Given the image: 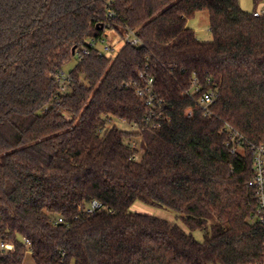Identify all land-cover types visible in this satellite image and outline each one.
I'll list each match as a JSON object with an SVG mask.
<instances>
[{
    "label": "trees",
    "instance_id": "16d2710c",
    "mask_svg": "<svg viewBox=\"0 0 264 264\" xmlns=\"http://www.w3.org/2000/svg\"><path fill=\"white\" fill-rule=\"evenodd\" d=\"M205 10L212 40L188 25ZM256 10L240 0H0V264H23L28 250L36 264H264L249 184V146L264 142ZM127 28L140 45L75 57L87 39ZM150 76L163 100L155 114L138 95ZM207 90L217 93L208 113ZM93 199L102 207L85 212ZM137 200L175 210L190 231L132 210Z\"/></svg>",
    "mask_w": 264,
    "mask_h": 264
},
{
    "label": "built area",
    "instance_id": "2783aa9c",
    "mask_svg": "<svg viewBox=\"0 0 264 264\" xmlns=\"http://www.w3.org/2000/svg\"><path fill=\"white\" fill-rule=\"evenodd\" d=\"M264 13V9L256 10L254 15L258 16ZM108 33L99 38H89L87 39V44L82 46L81 48H75L74 55L80 60L85 55H88L91 50L94 48L99 54H106L107 51L112 49V45L106 41V37ZM120 37L124 40V43H130L131 45H140L142 43L140 37L136 34V32L132 28H127L125 32L120 35ZM141 76H144V72L140 73ZM68 77L65 72L62 73V76L59 77V80L62 83V89L66 90L67 85L66 81ZM200 90V86L196 84L189 91V93H195ZM138 95L143 97L147 104L152 106V114L156 113V108L161 105L163 102L162 99L157 98V94L154 91V77H149L145 86L139 88ZM217 97V93L214 90H207L202 92L199 103L205 109L206 113L210 110V105L214 102ZM228 128L231 130H235L233 126L228 124ZM134 143V142H133ZM254 153V165H253V176L249 182V184L254 188L255 197H256V205L254 209V218L264 223V142L259 144H251L249 146ZM233 151L236 150V147L233 146ZM102 207V202L93 199L85 208V212L93 213L97 209ZM62 220V218H60ZM27 243H30L28 239H26ZM2 248H11L12 244L10 243H1Z\"/></svg>",
    "mask_w": 264,
    "mask_h": 264
},
{
    "label": "rangeland",
    "instance_id": "374dc122",
    "mask_svg": "<svg viewBox=\"0 0 264 264\" xmlns=\"http://www.w3.org/2000/svg\"><path fill=\"white\" fill-rule=\"evenodd\" d=\"M240 5L243 9L252 11L255 7L257 10L264 9V2L259 3L257 6L254 3V0H240ZM188 25L193 27L197 33V36L202 40H212L213 34L210 30V18L208 11H201L197 13L194 17L190 18L188 21ZM108 36L106 37V41H108L112 45V49L107 51L106 54L108 55H116L119 49L122 47L124 40L120 37V34L115 33L113 31L107 32ZM76 63V59H73L71 62L65 65L64 70H70V68ZM112 123H116L119 127L124 129H134L136 128L132 124H128L122 120L114 119ZM110 123V125L112 124ZM132 210H136L143 213L152 214L167 220L175 221L183 226L186 230L190 231L188 226L179 218L178 213L175 210L163 207V206H154L148 204L146 202L137 200L131 206ZM194 236L199 239L203 240L204 235L200 229L192 230ZM23 264H36L32 253L30 250L27 251L25 260Z\"/></svg>",
    "mask_w": 264,
    "mask_h": 264
}]
</instances>
